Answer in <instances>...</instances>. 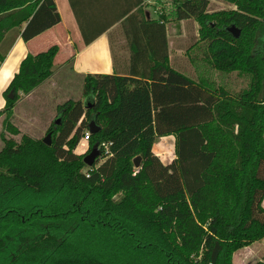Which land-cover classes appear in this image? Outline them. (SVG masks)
I'll return each instance as SVG.
<instances>
[{
	"label": "trees",
	"instance_id": "16d2710c",
	"mask_svg": "<svg viewBox=\"0 0 264 264\" xmlns=\"http://www.w3.org/2000/svg\"><path fill=\"white\" fill-rule=\"evenodd\" d=\"M228 1L208 11V0H176L172 18L197 21L189 49L201 51L190 59L235 71L238 89L182 75L164 53L152 73H84L83 100L60 104L48 144L0 130V264H232L234 250L264 235V0ZM58 21L53 0H0V40ZM55 51L20 60L2 91L3 129L18 92L52 73ZM90 119L88 150L96 143L99 154L86 165L73 148ZM168 133L175 157L163 163L151 144ZM249 264H264V250Z\"/></svg>",
	"mask_w": 264,
	"mask_h": 264
},
{
	"label": "crops",
	"instance_id": "0c3cea01",
	"mask_svg": "<svg viewBox=\"0 0 264 264\" xmlns=\"http://www.w3.org/2000/svg\"><path fill=\"white\" fill-rule=\"evenodd\" d=\"M53 1L59 13L57 23L27 40L19 35L21 27H14L8 29L0 40V52L4 54L0 61V108L4 103L2 91L16 72L20 60L27 52L35 53L51 44L56 45L51 67L67 65L72 74L81 78L87 72L152 73L166 53L168 65L182 75L194 79L207 76V79L229 90H236L244 84L239 82L235 86L233 79L239 76L235 71L220 73L207 69L200 61L187 58L189 54L183 56V50L188 53L192 44L189 42L183 47V40L197 39L198 23L192 19L189 25L184 26L188 18L173 19L172 0H142L138 4L134 3L136 0ZM160 14L167 18L163 21V28L160 26ZM53 72L52 69L50 75ZM151 149L163 163L171 161L175 157L174 135L158 136ZM166 149H172L173 153L167 156ZM261 206L264 209V194ZM255 244L259 249L254 253ZM262 250L264 235L234 250L231 262L249 264L252 258L260 257Z\"/></svg>",
	"mask_w": 264,
	"mask_h": 264
},
{
	"label": "rangeland",
	"instance_id": "374dc122",
	"mask_svg": "<svg viewBox=\"0 0 264 264\" xmlns=\"http://www.w3.org/2000/svg\"><path fill=\"white\" fill-rule=\"evenodd\" d=\"M175 1L176 0H172V8ZM229 7H233V3L228 0H208L206 9L208 11H219ZM192 19L194 18L189 17L188 20L184 21V26L189 25L190 22H192ZM260 33L262 34L263 32ZM192 41L193 38L191 37L183 40V47L189 42L191 44ZM200 51L201 50L199 48L193 46L188 53L183 50V56L186 57V54H189L187 58L190 54H196V56H198ZM52 69L54 71L53 74L44 78L29 92H18V97L13 102L9 118L10 125L8 128H2V114L0 115V130L2 129L5 137H9L17 141L23 133L33 138L42 139L48 132V139L50 140L52 134L47 128L53 124L52 120L57 116V112L61 107L60 104L68 98L73 100L79 99L80 101L83 100L84 95L81 92L82 78L80 75L72 74L67 65L60 66L58 68L54 65ZM236 77L237 79H233L235 86H237L239 82L242 84L245 81V78L243 79L242 76V78H239L240 76ZM84 129H86V126L83 127V131ZM83 131L78 142L73 148L74 152L79 153L81 156L85 154L90 146L88 140H85L82 137ZM159 145L160 144H156V146ZM172 153V149L165 150V154L167 156ZM255 245L256 246L253 248L254 253L259 249L257 244ZM255 259L256 258H252L249 263Z\"/></svg>",
	"mask_w": 264,
	"mask_h": 264
},
{
	"label": "water",
	"instance_id": "95a60500",
	"mask_svg": "<svg viewBox=\"0 0 264 264\" xmlns=\"http://www.w3.org/2000/svg\"><path fill=\"white\" fill-rule=\"evenodd\" d=\"M226 30L229 31L231 33L232 36H237L239 34V28H237L235 25L233 24H229L226 27ZM12 90L10 89L7 92V96L8 97H12ZM53 127H55V125L59 122V115H57L55 118H53ZM98 128V125L94 123V121L92 119H90L87 123V130L89 133L94 132L96 129ZM48 132L46 133V135L42 138V141L45 144L49 143V139H48ZM99 154V149L96 145V143L92 144L90 149L85 152V154L82 156V161L86 164V165H91L94 162V159L96 156H98ZM138 156H134L132 158L133 161V165L137 166L138 164Z\"/></svg>",
	"mask_w": 264,
	"mask_h": 264
},
{
	"label": "built area",
	"instance_id": "2783aa9c",
	"mask_svg": "<svg viewBox=\"0 0 264 264\" xmlns=\"http://www.w3.org/2000/svg\"><path fill=\"white\" fill-rule=\"evenodd\" d=\"M88 134H89L88 130H87V129H84L82 137H83L85 140H87V138H88ZM99 145H100L101 148L103 149V152H105L107 143L104 142V141H102V142H100ZM97 147H98V146H97Z\"/></svg>",
	"mask_w": 264,
	"mask_h": 264
}]
</instances>
